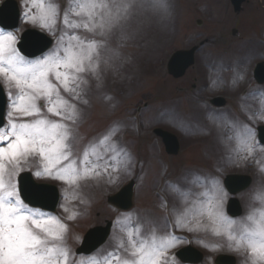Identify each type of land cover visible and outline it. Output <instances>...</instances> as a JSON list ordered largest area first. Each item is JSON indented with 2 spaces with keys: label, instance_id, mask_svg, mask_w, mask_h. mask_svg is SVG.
<instances>
[{
  "label": "rangeland",
  "instance_id": "374dc122",
  "mask_svg": "<svg viewBox=\"0 0 264 264\" xmlns=\"http://www.w3.org/2000/svg\"><path fill=\"white\" fill-rule=\"evenodd\" d=\"M16 1L19 25L12 32L18 38L21 30L35 28L52 37V49L62 26L58 23L56 33L51 34L37 25L25 23L23 13L28 0ZM52 2L62 11L68 0ZM165 3L166 9L137 5L131 20L123 28L128 39H121L118 30L108 40V48L114 49L118 56H114L109 65L101 64L99 80L91 75L85 77L88 84L81 100L88 103L74 101L80 110V119L73 125L74 153L79 154L86 145L98 141L116 127L113 140L130 154L128 169L121 170L113 183L105 180L82 185L80 194L87 203L81 204L79 200L68 203L70 209L79 212L72 221L66 219L68 213L61 207L65 204L66 185L35 176L34 167L26 170L36 181L57 186L60 196L56 213L52 215L68 225L66 244L73 252L84 231L105 219L112 221L110 234L93 254L102 257L112 251L114 236L120 235L114 228V221L124 213H134L145 234L153 226L159 233L171 230L183 237L176 247L188 242L200 249L204 259L198 264H213L214 256L222 252L235 255L236 264H245L244 256L229 248L221 238L169 229L172 208L183 206L181 195L173 191L170 184L181 191L197 193L202 189L193 182L195 177L215 178L226 194L222 206L225 212L228 194L222 186L224 174L247 173L252 177V183L236 195L242 214L235 219L245 216L250 206H259L254 194L264 188V173L258 171L256 161L264 164V152L259 151L261 146L255 139V126L264 123V119L259 118L264 115V83L259 87L254 82L252 69L256 62H264V0H247L238 14L231 10L229 0H165ZM233 28L236 30L234 35ZM202 39L207 41L197 50L194 66L179 79L168 76L165 64L169 53L186 49ZM102 55L111 53L105 50ZM192 83L195 87L190 89ZM0 84L6 98L5 122L9 101L2 81ZM216 95L226 99L224 107L214 108L208 104L209 98ZM233 124L248 125L257 144L255 155L246 162L232 152L236 146L235 139H229L235 135ZM155 126L178 137L180 149L176 155L164 153L151 132ZM128 179L135 181L132 207L127 211L115 210L106 203V195L116 191ZM165 203L167 208L162 206ZM200 239L209 245L219 243L221 246L205 247ZM175 248L169 250V256H174ZM83 256L73 253L72 260ZM173 264L180 263L174 259Z\"/></svg>",
  "mask_w": 264,
  "mask_h": 264
},
{
  "label": "snow or ice",
  "instance_id": "6c2138e0",
  "mask_svg": "<svg viewBox=\"0 0 264 264\" xmlns=\"http://www.w3.org/2000/svg\"><path fill=\"white\" fill-rule=\"evenodd\" d=\"M138 4L167 8L165 0H68L61 11L52 0H28L25 23L51 34L56 33L58 23L62 26L54 47L34 58L21 53L12 31L0 29V81L9 101L5 122L0 124V264H173L175 257L169 256V250L183 237L171 230L159 233L155 226L145 234L134 213H124L114 221L120 235L114 236L112 251L73 261V250L66 244L68 225L25 203L16 183L21 172L33 167L35 176L64 183L61 207L72 221L79 212L68 203H87L80 194L82 185L113 183L121 170L128 169L131 156L113 140L116 127L79 154L74 153L71 141L73 125L80 119L74 101L88 103L81 100L88 84L85 77L99 80L101 64L109 65L118 56L108 48V40L118 30L121 39H128L123 28ZM105 50L111 55L103 56ZM232 127L236 129L234 137H229L236 142L232 152L246 162L257 151L252 130L246 124ZM259 151L264 152V146ZM256 162L258 171L264 173V164ZM193 182L200 192L181 191L170 184L181 195L183 206L172 208L169 229L221 238L244 256L245 264H264V188L254 194L259 206H250L245 216L235 219L223 211L226 194L215 178L197 176ZM162 206L167 208L166 203ZM199 242L205 247L221 246Z\"/></svg>",
  "mask_w": 264,
  "mask_h": 264
},
{
  "label": "water",
  "instance_id": "95a60500",
  "mask_svg": "<svg viewBox=\"0 0 264 264\" xmlns=\"http://www.w3.org/2000/svg\"><path fill=\"white\" fill-rule=\"evenodd\" d=\"M243 0H231L234 10H239L240 3ZM18 12L16 3L13 0H5V2L0 6V26L5 29L14 28L17 26ZM51 40L45 36L42 32H38L33 29L24 30L18 41V48L21 53L27 57H34L44 49L48 48ZM194 48L190 51H177L173 53L170 57L167 68L168 72L174 76L181 75L184 69L191 64L192 52ZM264 67L262 63L257 64L254 70V77L258 82H262L264 79ZM5 96L0 86V124L3 123V113L5 107ZM258 137L261 143L264 144V126L258 127ZM154 133L160 136L165 149L168 153H176L178 150V142L174 136L170 133L163 131L161 129H155ZM249 180L247 177L240 175H230L224 179V184L230 192H235L243 187H245ZM132 186L133 182L130 181L128 184L124 185L117 193L109 195L107 197V202L114 205L119 209H127L131 206L132 198ZM18 188L20 190L21 198L31 206H37L42 209L54 210L57 202V189L55 186L45 183H36L32 180L30 173L23 172L18 176ZM39 193V195H37ZM235 202L230 200L228 203V212L230 214H235ZM110 227V222H106L105 226H96L90 228L86 231L83 236L81 245L76 249V252L89 253L100 245L103 240H105L108 235V230ZM178 258L182 261L190 262L197 261L200 259V255L197 250L190 247H184L177 252ZM232 260L226 256H216V264H232Z\"/></svg>",
  "mask_w": 264,
  "mask_h": 264
}]
</instances>
